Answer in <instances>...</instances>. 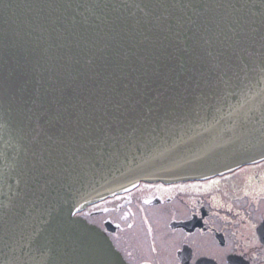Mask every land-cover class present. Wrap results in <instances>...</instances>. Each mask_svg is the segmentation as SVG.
I'll return each instance as SVG.
<instances>
[{
  "label": "water",
  "instance_id": "water-1",
  "mask_svg": "<svg viewBox=\"0 0 264 264\" xmlns=\"http://www.w3.org/2000/svg\"><path fill=\"white\" fill-rule=\"evenodd\" d=\"M177 2L191 5L173 12L184 27L161 30L153 5ZM243 3L0 0V264H128L74 213L141 181L264 159V60L242 51L264 55L261 25L246 38ZM97 138L104 164L77 167ZM41 152L75 178L40 190L52 178L31 180Z\"/></svg>",
  "mask_w": 264,
  "mask_h": 264
},
{
  "label": "flooded vegetation",
  "instance_id": "flooded-vegetation-1",
  "mask_svg": "<svg viewBox=\"0 0 264 264\" xmlns=\"http://www.w3.org/2000/svg\"><path fill=\"white\" fill-rule=\"evenodd\" d=\"M78 215L129 264H264V160L213 179L141 182Z\"/></svg>",
  "mask_w": 264,
  "mask_h": 264
},
{
  "label": "snow or ice",
  "instance_id": "snow-or-ice-1",
  "mask_svg": "<svg viewBox=\"0 0 264 264\" xmlns=\"http://www.w3.org/2000/svg\"><path fill=\"white\" fill-rule=\"evenodd\" d=\"M153 7H159L164 9V13L162 18L161 17H155V20L157 21V27L161 28V30H166L163 26V22L167 21L168 19L172 18L176 20L177 26L179 28H183L184 24L181 21V18L179 16H174L173 12L180 11L182 12L183 9L190 8L191 5L189 3L180 4L179 2L175 4H159V5H153ZM233 7L234 6H229ZM208 10L207 8L205 9ZM237 12H242L247 17V20L245 23L247 24L248 31L246 32V38H250L253 41H255L256 34L258 32V29L254 27L257 22L261 25V31L259 35V48L264 49V0H244V3L241 4L240 9H236ZM146 17L150 16V13L147 12ZM201 41H203L205 44H209V41L206 37H201ZM242 51L244 54L249 57H256L259 56L262 60H264V55H262L260 52L249 50L247 47L243 48ZM236 57H239V54H235ZM89 63H91V60H89ZM90 145L96 146L90 155H81L77 157V167L85 168V167H97L100 165H103L105 162V157L108 155V151H105V139H94L89 141ZM107 149L114 147V145L107 144ZM49 160L45 159V155L41 152L37 154L31 164V172L32 182H36L38 176L40 175H49L52 177L51 179L47 180L46 183L41 184L38 186L40 190L43 189L44 186L47 184L55 183L56 181H69L74 179L73 173L76 171L74 169L73 171H69L67 169L63 170H56L53 171L49 167ZM28 182H26L27 184ZM6 224H0V228L6 227Z\"/></svg>",
  "mask_w": 264,
  "mask_h": 264
}]
</instances>
